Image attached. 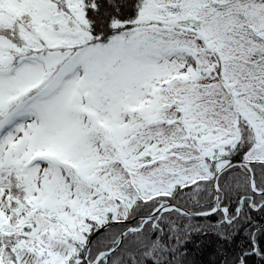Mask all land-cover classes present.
Listing matches in <instances>:
<instances>
[{"label": "snow or ice", "instance_id": "snow-or-ice-1", "mask_svg": "<svg viewBox=\"0 0 264 264\" xmlns=\"http://www.w3.org/2000/svg\"><path fill=\"white\" fill-rule=\"evenodd\" d=\"M264 264V0H0V264Z\"/></svg>", "mask_w": 264, "mask_h": 264}, {"label": "trees", "instance_id": "trees-1", "mask_svg": "<svg viewBox=\"0 0 264 264\" xmlns=\"http://www.w3.org/2000/svg\"><path fill=\"white\" fill-rule=\"evenodd\" d=\"M205 243L200 250L194 251V258L199 264H209L214 259L213 250L216 246L214 237H204Z\"/></svg>", "mask_w": 264, "mask_h": 264}]
</instances>
